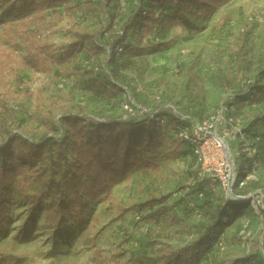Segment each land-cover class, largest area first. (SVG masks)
Here are the masks:
<instances>
[{
	"label": "rangeland",
	"instance_id": "obj_1",
	"mask_svg": "<svg viewBox=\"0 0 264 264\" xmlns=\"http://www.w3.org/2000/svg\"><path fill=\"white\" fill-rule=\"evenodd\" d=\"M16 2L0 0V49L12 56H16L17 51L10 46L8 36ZM117 4L125 7L135 4V0H111L110 8ZM43 13L46 35L50 42L55 43L73 41V37L65 31L69 24L76 28L94 29L103 23L80 8L68 10L60 6L54 11L45 9ZM116 16L113 29H117L120 21ZM244 24H248L252 31L251 36L246 38L245 48V56L252 69L259 53L264 50V0H229L211 16L194 18L192 25H177L169 29L158 26L141 43L130 33L128 40L137 44L138 50L126 53L131 63L125 68L119 67L118 76L123 89L109 103L100 101L96 93L79 95L86 89L80 79L74 81L70 76H60L59 73H56L58 78L55 79L52 72L33 71L24 68L18 61L6 70L7 84L27 109L32 106L33 100L26 96V89L33 92L41 90L44 93L40 107L42 112L49 108L59 112L61 106L67 105V97L72 92L76 97L70 107L79 102L86 106L85 112L89 115L115 116L122 109L133 114L143 107L142 111H149L154 104H160L165 109L174 107L184 113L191 106L199 118L216 115L227 107L230 115L243 118V124L253 115L258 118V135L253 127L247 124L246 127L249 138L259 148V175L260 181L264 182V98L259 102L249 96L238 105L235 95L239 93V97H244L245 94L241 85L235 89L226 88L216 75L217 69L224 73L238 69L235 43ZM103 51L106 53V49ZM78 58L86 62L89 54L83 50ZM67 65V62L59 65L62 66L60 70ZM188 75L197 93H193L192 86L184 88ZM126 86L129 90L125 89ZM125 104L130 110L125 109ZM228 113L224 110L225 116ZM166 115L164 113L159 117L161 122ZM22 126L28 132L39 133L41 117L28 115ZM156 134L161 145L152 155L155 166L152 165L146 173L132 167L129 178L113 187L116 202L132 209L128 216H119L110 199L104 198L90 201L89 209L80 221L72 223L67 220L56 229H51L45 222L44 213L34 219L29 217L23 194L14 184L6 188L4 195L8 203V218L0 222V264H94L90 260L94 248L104 249L107 258L114 251H122L124 261L146 250L151 236H160L175 247L194 239L196 227L205 221L199 208L211 203V191L204 186L194 188V156L188 148H172V124L162 122ZM1 143L5 145L6 140L0 137ZM8 149V146L0 147V165L4 163L3 155ZM242 156L236 157L237 160ZM243 162L245 166L249 165L246 157ZM236 192L246 193L244 190ZM249 193L247 202H241V213L220 225L215 240L199 257L198 264L211 263L215 258L225 262L235 259L247 262L242 259L254 252H260L264 257V246H255L257 241L264 243V213L258 210L259 206H264V196L256 195L254 188ZM152 195L166 196V199L150 209L134 210L133 203H141ZM248 262L255 264L253 258Z\"/></svg>",
	"mask_w": 264,
	"mask_h": 264
},
{
	"label": "trees",
	"instance_id": "obj_2",
	"mask_svg": "<svg viewBox=\"0 0 264 264\" xmlns=\"http://www.w3.org/2000/svg\"><path fill=\"white\" fill-rule=\"evenodd\" d=\"M229 0H135V4L122 6L117 4L110 8L111 0H17L14 6V19L9 25V41L17 51L16 56L0 49V137L6 140L9 149L3 155L4 163L0 165V222L8 218V203L4 191L11 184L23 194L28 215L34 219L44 213L45 222L51 229H56L65 221H80L89 209V202L104 198L110 199L113 209L119 216H128L132 209L118 204L113 196V187L126 181L131 168L136 167L143 173L151 169L152 155L157 153L161 140L156 134L162 122L171 123L174 133L172 148L186 149L194 156V188L206 187L211 191V203L200 207L205 221L196 227L194 239L187 240L179 247L173 246L160 236H151L149 246L139 255H132L122 260V251H114L107 258L104 249L94 248L90 260L94 264H198V259L215 240L220 225L226 224L234 216L241 213V202L247 200H226L220 189L211 190L207 182L197 178V162L192 149L184 141L175 136V131L191 120L200 121L192 107L186 113L162 108L154 104L149 111L129 112L121 110L118 115L87 114L86 106L79 102L70 107L76 97L69 93L65 106L59 112L49 108L42 112L44 93L41 90L26 89V96L32 98V106L27 109L24 102L18 101L7 84L6 70H10L16 61L24 68L50 74L55 79L58 74H66L74 81L80 79L86 92L96 93L103 103L116 99L123 89L119 79V67H127L131 60L126 53L138 50L137 44L128 40L130 33L141 41L158 26L165 29L177 25H192L194 18L201 19L211 16ZM63 6L68 10L83 9L88 14L103 21L102 26L94 29L76 28L73 24L66 26L65 31L73 37L70 43L50 42L43 26L45 9L55 10ZM115 15L120 18L118 29H113ZM108 23V26H106ZM109 25L112 27L109 28ZM137 31V33H136ZM106 32V33H105ZM251 27L244 24L236 37L235 72H222L217 69L216 75L226 88H241L244 97L237 93L235 103L240 105L243 99L255 98L261 102L264 98V50L259 53L253 68L246 58V38L251 36ZM103 49H106L104 53ZM86 50L89 60L83 62L78 55ZM13 54V52H11ZM67 62L66 68L61 67ZM59 65H62L59 67ZM188 75L185 89L192 86L193 93L197 88ZM248 84H244L245 82ZM125 89L129 90L126 86ZM226 117L239 121L244 137L258 150V167L255 179L247 182L240 189L249 193L251 189H260L264 196V182L260 181L259 148L249 138L248 126L257 131V121L253 115L244 123L237 115ZM167 115L163 121L160 116ZM41 117V132H28L22 126L28 115ZM230 115V116H229ZM240 140L238 141V144ZM238 161L239 174L244 176L251 169V161L241 152ZM248 159L245 166L244 158ZM157 165V164H156ZM192 193V191L190 192ZM238 193V192H236ZM242 194V193H238ZM244 194V195H245ZM243 195V194H242ZM166 196H149L141 203H133L136 212L147 210L161 204ZM261 212L264 213L261 208ZM190 232V231H189ZM255 246L263 248L264 243L257 241ZM264 264L260 252L248 253L240 262L213 259L208 264Z\"/></svg>",
	"mask_w": 264,
	"mask_h": 264
},
{
	"label": "built area",
	"instance_id": "obj_3",
	"mask_svg": "<svg viewBox=\"0 0 264 264\" xmlns=\"http://www.w3.org/2000/svg\"><path fill=\"white\" fill-rule=\"evenodd\" d=\"M124 107L128 109L126 104ZM227 109L224 107L225 111ZM224 110L200 121L191 120L180 126L175 136L192 149L198 167V180L207 182L213 191L217 188L222 190L225 201L248 200L251 193L242 195L236 190L255 179L258 150L244 137L239 121L226 117ZM241 152L251 161V169L244 176L239 174L236 158ZM258 194L262 195L260 189H256ZM259 208L264 211L263 205Z\"/></svg>",
	"mask_w": 264,
	"mask_h": 264
}]
</instances>
